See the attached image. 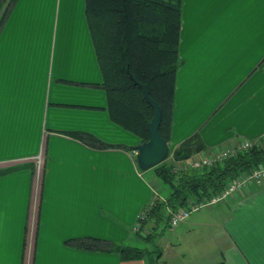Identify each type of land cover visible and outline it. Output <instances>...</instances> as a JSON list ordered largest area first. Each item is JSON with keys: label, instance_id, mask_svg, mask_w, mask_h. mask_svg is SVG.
Masks as SVG:
<instances>
[{"label": "crops", "instance_id": "0c3cea01", "mask_svg": "<svg viewBox=\"0 0 264 264\" xmlns=\"http://www.w3.org/2000/svg\"><path fill=\"white\" fill-rule=\"evenodd\" d=\"M76 1L81 34L65 22L52 59L38 53L46 0H14L0 28V264H145L68 243L132 246L139 211L154 203L135 161L141 141L106 110L85 0ZM181 20L169 150L192 141L201 154L264 137V0H183ZM41 148L38 185L28 159ZM167 225H179V237L200 231V264H264V179Z\"/></svg>", "mask_w": 264, "mask_h": 264}, {"label": "trees", "instance_id": "16d2710c", "mask_svg": "<svg viewBox=\"0 0 264 264\" xmlns=\"http://www.w3.org/2000/svg\"><path fill=\"white\" fill-rule=\"evenodd\" d=\"M14 0L0 11V28ZM183 0H85V17L101 72V86L106 94V110L115 124L148 140L146 124L153 110L145 101L142 89L130 75L148 87L150 97L161 109L160 136L168 142L174 108L175 78L182 62L179 56ZM1 9V7H0ZM95 147L106 148L93 134L69 133ZM185 142L173 151L174 161L166 159L152 167L166 184L168 193L156 198L143 210L145 217L169 222L168 209L178 211L220 193L240 172L264 165V146H253L223 162L197 169L175 170V162L188 158L201 144ZM193 147V148H192ZM139 221V219H138ZM146 238V237H145ZM69 244L90 250L117 252L123 260L143 259L146 249L122 245L98 237H79Z\"/></svg>", "mask_w": 264, "mask_h": 264}, {"label": "rangeland", "instance_id": "374dc122", "mask_svg": "<svg viewBox=\"0 0 264 264\" xmlns=\"http://www.w3.org/2000/svg\"><path fill=\"white\" fill-rule=\"evenodd\" d=\"M55 3H57V0L55 1ZM74 3H77V1L60 0L59 12L58 8H55V5H53V0H46V8L43 5L44 17L42 18H44L43 23L45 25H42L41 28V45L39 46L40 50L38 51L43 61L44 57H49V59H52L51 57L54 46V52H58L59 43L62 35V27L65 22L71 21L76 26V34L78 36L81 34L80 25L82 20L80 19V8L78 9V5L75 9L70 8L74 5ZM0 7L2 9V2H0ZM57 23L58 28L55 38ZM55 63L56 57H54V69ZM209 112L210 110L207 111V114ZM168 147H170L171 149L172 146L169 145ZM169 153L173 152L169 150ZM166 161L172 162V160H170V158L168 159V157ZM138 171H140V173H143L145 179L151 185V188L153 190V201L156 198H162L167 195V185L162 183V181L154 174L151 168L148 170H140L138 168ZM41 179L38 185L41 183ZM213 205L211 204L197 211L191 212L188 215V218L199 216L204 211L211 210ZM146 207H143V209L139 211V215L142 213L143 210H145ZM138 217L133 229L139 236L137 234H132L129 240V244L132 246H137L139 248L146 249L145 255L143 257L145 264H200V260L198 259V247H200L199 237H202L200 231H192L191 234H188L186 236L180 235V237L182 236V238H180L179 234H181V231H175V229L179 225L169 228L168 225L163 221L156 222L155 220L147 218L144 220L145 225H142L143 222H139L138 227H136ZM171 243H173L175 247H171ZM184 253H186V255H184Z\"/></svg>", "mask_w": 264, "mask_h": 264}, {"label": "built area", "instance_id": "2783aa9c", "mask_svg": "<svg viewBox=\"0 0 264 264\" xmlns=\"http://www.w3.org/2000/svg\"><path fill=\"white\" fill-rule=\"evenodd\" d=\"M0 2H2V9H1L2 11L8 7V5L11 3V0H1ZM260 145L264 146V137L257 140H248L242 138L232 143L228 147L215 146L207 152H203L201 154L194 153L188 158L179 160L175 162L176 163L175 170L197 169L205 166H211L215 163L223 162L226 158L238 152L247 150L253 146H260ZM42 152L43 151L41 148L40 152L36 156L28 159L33 163V167H34L33 171H34L36 184L40 182L44 167V156ZM135 153L136 152L134 150V154ZM169 158L170 160L174 161L173 153L168 154V159ZM263 179H264V165L253 168L252 170L249 171L240 172L238 177L228 182L220 193L211 195L210 198H206L203 201L190 203L188 207L178 211H172L168 209V213L170 215L169 223L171 225H176L177 223L185 220L191 212L197 211L211 204H215L219 201L227 200L231 196H233L239 189L245 188L253 183H258ZM144 217L145 214L144 212H142L138 217L139 221L137 222L136 227H138L140 220H143Z\"/></svg>", "mask_w": 264, "mask_h": 264}, {"label": "water", "instance_id": "95a60500", "mask_svg": "<svg viewBox=\"0 0 264 264\" xmlns=\"http://www.w3.org/2000/svg\"><path fill=\"white\" fill-rule=\"evenodd\" d=\"M133 83L142 89L145 101L153 110V116L146 124L148 140L134 147L136 165L140 170H148L167 159L169 148L167 142L160 136L159 125L161 120V109L150 97L147 85L137 82L130 75Z\"/></svg>", "mask_w": 264, "mask_h": 264}]
</instances>
